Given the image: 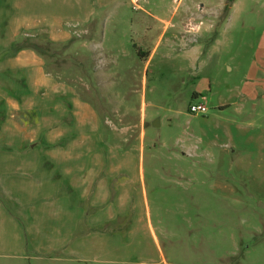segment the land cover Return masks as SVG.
<instances>
[{
    "label": "rangeland",
    "instance_id": "obj_1",
    "mask_svg": "<svg viewBox=\"0 0 264 264\" xmlns=\"http://www.w3.org/2000/svg\"><path fill=\"white\" fill-rule=\"evenodd\" d=\"M0 40V120L2 97L28 91L30 73L5 64L25 49L66 108L125 128L124 148L144 129L154 264H264V0H0ZM47 102L59 116L33 96L16 119L38 122Z\"/></svg>",
    "mask_w": 264,
    "mask_h": 264
},
{
    "label": "crops",
    "instance_id": "obj_2",
    "mask_svg": "<svg viewBox=\"0 0 264 264\" xmlns=\"http://www.w3.org/2000/svg\"><path fill=\"white\" fill-rule=\"evenodd\" d=\"M5 64L28 71L30 78L24 77L28 91L19 99L2 97L7 114L0 120V259L165 263L147 200L144 129L137 150L124 148L125 128L116 121H99L89 105L79 102L65 107L58 84L43 73L33 52L22 49ZM108 75L118 78L116 72ZM33 96L52 101L59 116L49 113L47 102L38 122L17 120L15 113L33 109ZM101 127L114 139L101 137Z\"/></svg>",
    "mask_w": 264,
    "mask_h": 264
},
{
    "label": "built area",
    "instance_id": "obj_3",
    "mask_svg": "<svg viewBox=\"0 0 264 264\" xmlns=\"http://www.w3.org/2000/svg\"><path fill=\"white\" fill-rule=\"evenodd\" d=\"M189 112L190 114H205L207 112V108L205 106L204 103V98H201V102L200 103H196V104H191L189 106Z\"/></svg>",
    "mask_w": 264,
    "mask_h": 264
},
{
    "label": "trees",
    "instance_id": "obj_4",
    "mask_svg": "<svg viewBox=\"0 0 264 264\" xmlns=\"http://www.w3.org/2000/svg\"><path fill=\"white\" fill-rule=\"evenodd\" d=\"M230 3H233L234 2V0H228Z\"/></svg>",
    "mask_w": 264,
    "mask_h": 264
}]
</instances>
